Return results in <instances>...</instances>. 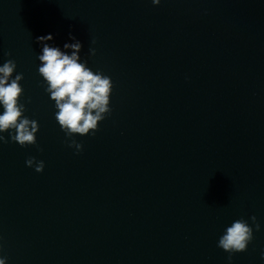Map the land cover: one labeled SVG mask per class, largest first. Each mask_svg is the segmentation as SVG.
Here are the masks:
<instances>
[{"label": "water", "instance_id": "95a60500", "mask_svg": "<svg viewBox=\"0 0 264 264\" xmlns=\"http://www.w3.org/2000/svg\"><path fill=\"white\" fill-rule=\"evenodd\" d=\"M48 34L113 85L78 154L36 72ZM6 59L38 123L35 145L0 144L6 264H226L218 238L252 216L232 264H264V0H0Z\"/></svg>", "mask_w": 264, "mask_h": 264}, {"label": "clouds", "instance_id": "9594fccd", "mask_svg": "<svg viewBox=\"0 0 264 264\" xmlns=\"http://www.w3.org/2000/svg\"><path fill=\"white\" fill-rule=\"evenodd\" d=\"M161 0H151L155 7ZM51 34L38 36L36 43L40 51L36 56L38 63L36 72L40 78V86L53 104L54 120L68 148H74L75 153L82 151V145L74 137L81 138L94 134L98 123L111 114L110 95L112 91L111 78L100 70L93 71L85 59L79 55L82 44L69 34L62 47L52 45ZM95 44V40H91ZM5 53V56H8ZM89 57L95 55V49L90 47ZM15 73V74H14ZM23 74L16 72V63L6 59L0 64V144L15 143L20 147L32 146L36 143L38 123L24 115L25 102H21ZM7 135V139L6 136ZM26 167L39 174L44 169L43 160L29 157L24 161ZM249 221L237 219L226 226L218 238L216 247L227 253L226 264H232L233 254L243 253L253 240V227L260 231L256 217ZM260 259L264 260V249ZM7 258L0 256V264H6Z\"/></svg>", "mask_w": 264, "mask_h": 264}]
</instances>
